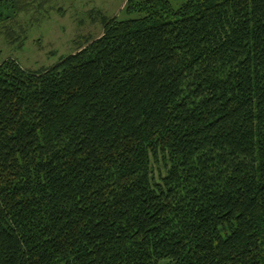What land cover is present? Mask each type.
<instances>
[{
    "label": "trees",
    "instance_id": "obj_1",
    "mask_svg": "<svg viewBox=\"0 0 264 264\" xmlns=\"http://www.w3.org/2000/svg\"><path fill=\"white\" fill-rule=\"evenodd\" d=\"M128 6L0 64V264H264V0Z\"/></svg>",
    "mask_w": 264,
    "mask_h": 264
},
{
    "label": "rangeland",
    "instance_id": "obj_2",
    "mask_svg": "<svg viewBox=\"0 0 264 264\" xmlns=\"http://www.w3.org/2000/svg\"><path fill=\"white\" fill-rule=\"evenodd\" d=\"M25 10L10 21L0 23V64L17 59L28 69L50 67L61 56L75 52L85 37L103 34L101 14L127 19L140 16L127 14L130 0H21ZM142 1V0H136ZM178 8L186 0H169ZM16 30L12 44L3 28Z\"/></svg>",
    "mask_w": 264,
    "mask_h": 264
}]
</instances>
